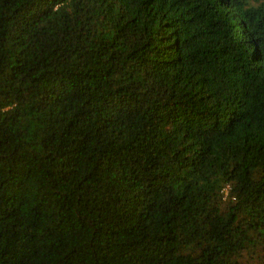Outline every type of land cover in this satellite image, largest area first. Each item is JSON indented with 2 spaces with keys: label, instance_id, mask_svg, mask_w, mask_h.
Segmentation results:
<instances>
[{
  "label": "trees",
  "instance_id": "obj_1",
  "mask_svg": "<svg viewBox=\"0 0 264 264\" xmlns=\"http://www.w3.org/2000/svg\"><path fill=\"white\" fill-rule=\"evenodd\" d=\"M0 264H264V0H0Z\"/></svg>",
  "mask_w": 264,
  "mask_h": 264
}]
</instances>
